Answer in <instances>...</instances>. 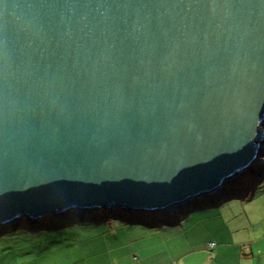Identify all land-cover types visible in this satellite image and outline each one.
I'll return each mask as SVG.
<instances>
[{"label": "water", "instance_id": "water-1", "mask_svg": "<svg viewBox=\"0 0 264 264\" xmlns=\"http://www.w3.org/2000/svg\"><path fill=\"white\" fill-rule=\"evenodd\" d=\"M263 122L264 0H0V228L221 194Z\"/></svg>", "mask_w": 264, "mask_h": 264}, {"label": "rangeland", "instance_id": "rangeland-1", "mask_svg": "<svg viewBox=\"0 0 264 264\" xmlns=\"http://www.w3.org/2000/svg\"><path fill=\"white\" fill-rule=\"evenodd\" d=\"M262 129L264 131V122ZM262 147L259 160L243 174L226 181L221 195L216 193L197 199L173 212L140 214L120 209L113 213L99 210L87 215L83 222L57 220L56 224L39 222L35 226L23 219L20 224L14 223L6 234L0 235V264H70L69 254H90L98 250L97 238L107 234L105 231L109 229L105 224L117 228L116 235L124 231L129 239L141 235L136 229L152 231L147 228L152 226L160 230L163 237H171L176 242L186 239L202 247V242L216 238L219 232L227 235L228 215L234 219V213L252 212L264 221V145ZM100 216H106L110 223H103ZM124 220L136 221L137 225H127Z\"/></svg>", "mask_w": 264, "mask_h": 264}, {"label": "crops", "instance_id": "crops-1", "mask_svg": "<svg viewBox=\"0 0 264 264\" xmlns=\"http://www.w3.org/2000/svg\"><path fill=\"white\" fill-rule=\"evenodd\" d=\"M254 215L239 212L234 213V219L228 215L227 235L219 232L216 238L202 242V247L186 239L176 242L163 237L152 226L147 227L152 231L136 229L141 235L129 239L124 231L116 235L117 228L103 224L109 229L97 238V251L80 255L76 252L68 258L70 264H264V221ZM102 221L110 223L106 217ZM124 222L137 225L133 220ZM210 243L214 247L210 248Z\"/></svg>", "mask_w": 264, "mask_h": 264}, {"label": "trees", "instance_id": "trees-1", "mask_svg": "<svg viewBox=\"0 0 264 264\" xmlns=\"http://www.w3.org/2000/svg\"><path fill=\"white\" fill-rule=\"evenodd\" d=\"M223 191V190H222ZM222 194V193H221ZM220 194V195H221ZM218 195V194H217ZM193 201H195V200H193ZM192 201V202H193ZM192 202H190V203H192ZM190 205V204H189ZM193 205V204H192ZM102 210V209H101ZM103 211H105V210H103ZM92 212H96V211H92ZM91 212V213H92ZM107 212H109V211H107ZM111 213H113V212H111ZM90 214V213H89ZM89 214H84V213H82V212H78V213H69V214H66V215H64V216H61V217H43L41 220H39L38 222H27V224H29V225H38L39 224V222L41 223H44V224H46V223H55L56 224V221L57 220H63L64 222H83L84 220H85V218H86V216L87 215H89ZM115 214V213H114ZM140 214H142V213H140ZM73 215V216H72ZM101 218H104V217H106V216H100ZM72 219H76V220H72ZM20 224V223H19ZM11 228V227H10ZM8 228H5V227H3V228H0V235H4V234H6L7 232H8V230H7ZM14 229H17V228H14ZM13 229V230H14ZM210 244H213V243H210ZM210 244H209V247L211 248V247H214V244H213V246H210Z\"/></svg>", "mask_w": 264, "mask_h": 264}, {"label": "built area", "instance_id": "built-area-1", "mask_svg": "<svg viewBox=\"0 0 264 264\" xmlns=\"http://www.w3.org/2000/svg\"><path fill=\"white\" fill-rule=\"evenodd\" d=\"M210 246H213V244H210Z\"/></svg>", "mask_w": 264, "mask_h": 264}]
</instances>
